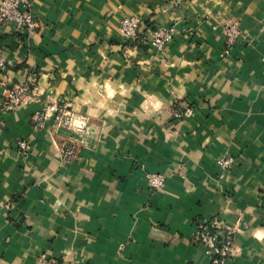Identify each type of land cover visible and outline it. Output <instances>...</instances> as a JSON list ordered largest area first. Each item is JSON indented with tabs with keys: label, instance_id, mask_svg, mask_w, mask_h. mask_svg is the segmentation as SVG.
<instances>
[{
	"label": "crops",
	"instance_id": "0c3cea01",
	"mask_svg": "<svg viewBox=\"0 0 264 264\" xmlns=\"http://www.w3.org/2000/svg\"><path fill=\"white\" fill-rule=\"evenodd\" d=\"M30 3L33 31L0 25V264H208L200 221L233 228L226 264H264V0ZM159 26L172 39L142 43ZM14 86L25 102L7 109ZM51 102L85 132L34 127Z\"/></svg>",
	"mask_w": 264,
	"mask_h": 264
},
{
	"label": "built area",
	"instance_id": "2783aa9c",
	"mask_svg": "<svg viewBox=\"0 0 264 264\" xmlns=\"http://www.w3.org/2000/svg\"><path fill=\"white\" fill-rule=\"evenodd\" d=\"M36 20L31 12L30 0H0V25L11 27L18 31L31 32L36 27ZM140 19L136 15H125L118 23V31L125 39H136L138 37V28ZM229 32L228 43H233L239 35V30L235 25H231L227 30ZM174 29L170 26H159L151 31L149 37H142V43L155 47L163 48L173 37ZM4 67V59L0 56V68ZM26 87L14 86L4 90L5 107L12 109L25 102L24 91ZM193 113V107L187 106L177 113V116H190ZM51 122L54 129L61 128L71 133L82 134L88 125V117L73 108L60 107L57 103L51 102L41 110H36L32 114V123L34 127H43L46 121ZM21 146L26 148L24 143ZM77 148L70 145L61 151L62 159L69 162L74 158ZM231 157H219L216 164L225 169L230 167ZM149 188L159 189L165 184V177L161 173L150 172L145 177ZM216 222H198L192 232V240L201 246L208 256V264H226L227 260L235 254L233 244V228L230 226L224 229H218Z\"/></svg>",
	"mask_w": 264,
	"mask_h": 264
}]
</instances>
